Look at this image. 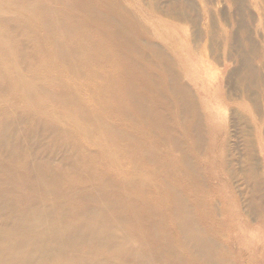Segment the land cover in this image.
<instances>
[{"label":"bare ground","instance_id":"obj_1","mask_svg":"<svg viewBox=\"0 0 264 264\" xmlns=\"http://www.w3.org/2000/svg\"><path fill=\"white\" fill-rule=\"evenodd\" d=\"M11 1L19 2L16 5ZM51 1L59 6L42 0H0V264H186L187 261L166 242L167 229L159 221L158 211L151 207L155 193L146 189L150 183H142L140 188L135 183L124 182L113 174L125 167L119 155L115 157L114 169L113 162L108 161L107 150L101 149V153L94 150L96 143L92 139L84 140L83 148L72 133L49 121H57L62 116L72 118L75 113L92 127L96 124L118 137H126L93 115L88 107L79 106L78 96L70 85L56 92L37 81L41 79L37 71L46 65L41 47L45 35L50 36L56 51L72 63L71 68L98 81L102 88H114L120 83L119 91L132 99L141 115L159 125L175 142L182 162L177 173L189 170L198 177V181L188 179L183 191L176 190L171 195L178 232L203 263L231 264L228 249L201 223L193 200L197 201V190L209 184V170L221 172V179L218 176L216 180L226 184L229 180L224 175L233 171L244 178L252 167V145L245 140L239 149L245 154L244 159L239 157L231 167L226 133L208 138L210 127L205 129L193 96L178 83L172 60L153 44L151 50L168 74L165 82L177 95L185 113L184 124L190 138L187 142L175 136L168 130L160 106L146 105L162 102L157 81L149 72L136 64L135 59L126 57L119 46L113 47L103 31L94 33L90 25L81 21L78 26L69 25L58 15L62 5L78 9L87 18L115 29L117 37L125 42L128 38L113 16L114 13L118 17L119 11H113L112 0ZM31 5H41L40 12L47 15L46 19L40 22L29 15L25 7ZM40 27L45 29V34ZM102 63L108 66V71L98 67ZM246 79L243 77V82L249 81ZM44 98L53 101L56 110L70 106L77 110L65 109V113L59 110L52 115L43 110L48 104ZM74 129L75 134H81L80 129ZM82 134L78 137L89 138L94 136V131L86 129ZM146 157L157 166L145 169L167 176L173 174V170H165L166 157H151L149 152ZM253 192L248 215L264 218L261 181L256 182ZM227 243L233 251L241 247L234 239ZM239 252L232 256L237 264H243Z\"/></svg>","mask_w":264,"mask_h":264},{"label":"rangeland","instance_id":"obj_2","mask_svg":"<svg viewBox=\"0 0 264 264\" xmlns=\"http://www.w3.org/2000/svg\"><path fill=\"white\" fill-rule=\"evenodd\" d=\"M11 2L17 5L19 1ZM42 2L59 6L51 0ZM95 4L104 11L99 2ZM111 6L113 11H119L118 17L114 13L113 16L125 32L127 43L117 37L115 29L87 18L78 9L62 5L58 15L69 25L78 26L81 21L90 25L94 33L103 31L113 47L119 46L126 57L135 59L136 64L149 72L151 78L157 81L162 102L159 105H146L154 108L160 106L167 128L175 136L187 142L190 138L184 124L185 113L177 95L165 82L168 74L160 67L159 60L151 50L153 44L172 60L178 83L193 96L205 129L210 127L208 138L226 133L231 167L237 164L239 157L244 159L245 154L240 153L239 149L243 148L246 139L249 141L254 158L252 167L245 172L246 176L243 178L233 171L224 175L229 180V184H226L216 180L221 172L214 169L207 171L209 184L197 190V201L193 200V203L201 223L209 227L217 242L228 249L231 264L238 262L233 258L237 251H241L238 257L243 264H264V218L248 215L256 182L261 181L264 188V0H112ZM25 9L40 22L46 19L47 15L40 12L41 5L26 6ZM40 31L46 33L42 27ZM45 37L41 40V47L46 65L37 71L41 78L37 81L56 92L65 90L66 84L70 85L78 96L79 106L88 107L93 115L126 135V139L96 124L92 127L90 122L77 118L75 113L72 118L62 116L57 121H49L59 125L61 130L72 133L74 140L83 148L84 140L92 139L96 143L94 150H107L108 161L113 162L114 169L117 165L115 157L119 155L126 169L124 167L113 174L124 182L135 183L140 188L142 183H150L151 186L146 189L155 193V203L151 202V207L158 211V219L164 230L167 229V244L182 259H187L186 264H205L190 251V243L182 238L177 229L171 195L176 190L183 191L188 186V179L198 181V177L189 170L177 173L182 162L175 142L165 135L159 125L141 115L132 99L119 91L120 83L114 88H102L98 81L71 68L72 63L56 51L50 36ZM62 39L71 41L66 37ZM3 57L9 60L6 55ZM98 67L109 70L104 63ZM243 77L249 81L243 82ZM244 84H248V87L245 88ZM44 101L48 104L43 106V110L52 115L59 110L60 113H65V109L77 110L72 106L56 110L53 101L47 98ZM74 128L80 129L81 134L86 129H93L94 136H81V139L78 137L81 134H75ZM147 152L151 153V157H166L165 170H173V174L167 176L145 169L157 166L151 164L146 157ZM131 161L134 165H130ZM140 167H144L143 170ZM232 239L241 244L242 250H239L241 247L234 248V251L229 248L227 242Z\"/></svg>","mask_w":264,"mask_h":264}]
</instances>
